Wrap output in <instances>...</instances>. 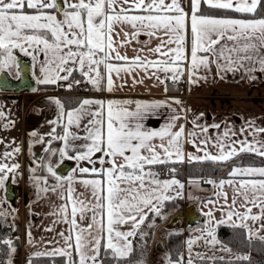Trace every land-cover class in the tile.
Returning a JSON list of instances; mask_svg holds the SVG:
<instances>
[{"label":"snow or ice","instance_id":"obj_1","mask_svg":"<svg viewBox=\"0 0 264 264\" xmlns=\"http://www.w3.org/2000/svg\"><path fill=\"white\" fill-rule=\"evenodd\" d=\"M204 6L217 12H205ZM262 8L264 0H189L187 10L181 0H67L66 7L58 0H0V69L16 63L13 49H19L33 60L43 54L44 59L39 62L40 84L68 82L69 90L82 83L74 78L76 71L96 90L107 92L115 90L113 74L123 79L124 75L137 69L161 83L158 73H163L165 80L174 82L187 75L189 82L195 83L206 78L198 76L199 71H210L213 64L218 74L244 69L254 79L252 73L257 66L264 73V12L258 13ZM117 27L120 32L116 31ZM141 35L149 37L143 42L145 45L152 39L159 40L155 48L147 49L156 59L139 54L143 48L131 58L121 55L119 48L138 41ZM115 36H122V39L117 42ZM133 82L143 81L134 77ZM50 100L56 104L58 116L48 123L66 122L63 134L53 135V128L49 134L51 139L47 141L51 144L52 139L60 140L63 146L46 149V152L52 155L58 152L61 158L75 159L78 164L83 161L89 167L78 166L73 172H78L79 176L65 178L58 176L49 163L47 171L58 182L52 188H48L47 178H35L39 191H56L67 184L61 193L65 202L54 214L60 217L57 223L69 226L67 235L64 231L57 233L62 246L37 251L34 253L37 257L59 256L66 258L65 264H106V258H110L121 264L133 251L129 237L137 234L148 214L161 217L165 202L182 196L184 184L175 178L177 169L169 168L171 179H160L159 172L154 171L155 166L183 163L185 157L188 161L217 163L230 162L242 153L264 158V139L257 138L264 133V127L253 129L251 123L248 129H241V132L251 130V140L230 141L231 130H226L221 137L215 138L212 147L217 151L212 153L208 151L211 138L204 135L197 143L195 131L185 136L184 125L177 126L176 123L181 118L178 114H173L159 130L144 126L141 121L147 112L162 107L165 101L151 104L135 101V109L130 110L128 105L133 103L130 100L85 98L72 109H65L59 98ZM175 103L182 102L176 100ZM3 116L0 111V117ZM192 123L200 128L201 134L208 132L207 127L196 125L195 119ZM73 127L82 128L84 135L71 131ZM212 127L219 128L220 125ZM31 135L37 133L34 131ZM185 143L192 144L203 155L185 153ZM13 151L19 152V148ZM69 152L73 153L70 157ZM10 155L4 153L5 157ZM18 167L17 164L0 163V188L5 187L8 174ZM228 175L232 179L205 181L219 189L215 195L228 205V211L224 213L227 219L216 221V224L231 222L232 227L247 229L251 237L254 233L248 221H264V166L240 163L232 165ZM236 177L240 179L236 180ZM77 182L84 186L85 192L75 191L73 184ZM190 183L199 182L193 180ZM225 185L233 189L231 204H228V193L223 190ZM238 201L243 212L236 210ZM213 203V200L206 201V205ZM254 207L259 209L258 214L253 213ZM205 215L209 217L208 227L201 231H206L210 238L206 242L220 243L212 224V211ZM233 217L237 218L238 224ZM124 225H130V230H121ZM260 229H264V222ZM46 230L53 231L52 228ZM28 235L31 243V233ZM260 239L264 240V236ZM3 242L15 252L11 240ZM193 243L188 241L189 253ZM223 250L231 252L227 247ZM200 258L204 259L203 256ZM236 259L249 260V256H237ZM187 264H193L191 256Z\"/></svg>","mask_w":264,"mask_h":264},{"label":"crops","instance_id":"obj_2","mask_svg":"<svg viewBox=\"0 0 264 264\" xmlns=\"http://www.w3.org/2000/svg\"><path fill=\"white\" fill-rule=\"evenodd\" d=\"M63 2L64 3L61 6L66 7L67 0H63ZM181 3L187 10L189 0H181ZM227 15L236 14L227 13ZM125 30L129 29L126 28ZM116 31L120 32L121 29L117 27ZM114 39L119 42L122 39V36H115ZM147 40H149V37H147L146 35H141L138 41H133L132 43L124 47H120L119 51L121 55H127L129 58H131L138 54L139 49L143 48L144 51L139 54L148 56L149 59L154 60L156 59V56L148 53L147 49L149 47L155 48L156 45L159 43V40L152 39L148 45H145L143 42ZM13 55L14 57L16 55V63L14 64V66H12L10 70L9 67H5L0 69V71L7 69L11 73V75L18 77L20 74L19 58L21 57L23 59H29L31 61L32 73L36 80V84L35 87L31 89L18 90L0 87V91H4V94L8 93L9 96L15 95V98H17V101H15V103H17L19 106L14 108H11V106H9L6 110L7 115L11 118L10 122L12 128H14L17 124V118L18 120L19 117L21 120H23V117L25 118V115L23 114L24 110H26L25 104L31 101V99L28 97L31 94L40 95V99H42V94H44L45 96L43 98H48L47 101H49V98L52 97L59 98L60 100L62 99L61 102L64 104L65 109H72L78 107L79 102L85 98L103 99L105 101L109 99L130 100L133 101L132 104L128 105L130 110L135 109V101H142L148 104H151L153 101H165L166 103L162 107L147 112L146 118L141 121L144 126L150 130H159L169 121L173 114H178L181 118L176 121V123L177 126L181 124L184 125L185 136H187L188 132L195 131L197 133V143H199L200 139L204 138V135L211 138L209 141L208 151L212 153H216L217 151L214 147H212V145L215 143V138L221 137L224 131L231 130L229 133L230 141L241 140L244 138L251 140V130L241 132V129H248L249 123L252 124L253 129L264 127V73L259 71L258 66L252 73V76L255 77L253 79L244 69H241L237 72H220L218 74L216 66L215 64H213L211 65L210 71H205L201 69L197 74L198 76L206 77L204 79H198L197 82L190 83L188 76L184 75L182 77L184 80L183 83L175 81L174 85L181 86V90H174V88L170 86L171 84L169 82V79H164L163 73H158L161 80L163 81L161 83L157 81L154 76L150 77L148 74L137 69L131 74L124 75L123 79L118 78L115 76V74H113V80L116 87L115 90L112 92L98 91L90 83L87 82L86 78H84L81 84L75 85V89H71L72 91L68 90L65 92H57L51 91L50 88L46 92L39 93L37 89L40 84L38 82V78L41 76V73L39 71V62L44 59L43 54L38 55L37 59L33 60L32 56L25 54V52H22L19 49H13ZM134 77L136 80H142L143 82L134 83ZM74 78L76 79L77 76H74ZM77 80H79V78H77ZM80 85L83 86V90L79 88ZM66 92L72 95H75L76 93H80L81 95L77 97L74 96V104H70L67 106L64 103L62 96V94ZM13 99L14 98H12V100ZM176 100H179L182 103L177 104L175 103ZM9 103L13 104L14 102L9 101ZM29 107L30 106L28 105L27 110L29 109ZM46 110L47 115L44 112L40 113L39 116L42 115V119L38 117L37 121L38 123L40 120H44L42 124H45V126H43V129L41 130L42 132L44 131L42 133L43 140L38 142V144L40 145V150L37 154V159H34L35 162H33L32 164H28L26 162L25 165V163H23L22 170H19L20 167H18L14 172L9 173L11 175V179H13L16 184H18L19 182L18 177L24 174L28 185H30L29 187H31V189H34V191L32 190L34 194L28 202V213L26 214V217L23 218L21 222H19V224L21 225V227L19 225V234L21 237L20 247H13L15 248L13 256L15 258L20 259V261H22V258L24 256L26 257L28 255H34V253L37 251L43 252L53 247L62 246L61 237L58 236L57 233L64 231L67 235V229L69 227L66 223H57L56 221H58L60 217L58 214H54L58 213L59 206L65 202L63 199H61V193L64 192V190L67 188V184H64L63 188L58 187L56 191H39L37 187V182L35 180L36 177H45L47 178L48 188L56 186L58 182L55 177H53L47 171V166L49 163H51L52 167L56 171V166L60 161H62L63 159H69L68 157L61 158L58 152L55 155L45 156V149L48 148L47 141L51 139V136L49 134L52 133L53 128H55V133H53V135L63 134V127L64 123L66 122L62 120L57 124L48 123L49 121L56 120L58 116V108L55 103L51 102V100L50 103L47 105ZM27 117L26 121L29 120V118L27 119ZM194 119L196 120V125H202L208 128V132L206 134H201L200 128L193 125L192 121ZM84 122L86 123V120ZM212 125H220V127L213 128ZM71 131H79L80 135H84L82 128L80 130H77L73 127ZM233 132L236 133L235 136L232 135ZM8 133L11 134L10 138L14 137V144H19V142L22 143V132L8 131ZM257 138L264 139V133H261ZM55 141V149H59L63 146L62 141ZM11 142L13 144V141ZM77 143H80V141H77ZM156 143L158 144L159 140H157ZM12 146L13 145L8 144L7 147L2 148L3 153H11L10 156L5 157V161L9 166L13 164L18 165L19 163L16 162L21 159V156H24L23 151L20 148L19 152H13L10 148ZM201 147L204 146L201 145ZM184 151L185 153L192 152L194 155H203L202 152H197L196 148L190 143H185ZM32 154L34 157V153ZM72 155L73 153H68L69 157ZM71 160H73L71 168L68 169V171L65 173H58L56 171L58 176H63L65 178H67L69 175L79 176L78 172H73L74 169H76L78 166L89 167L86 162L81 161L78 164L75 159ZM186 161H188L187 157H185V162ZM240 163L255 167L264 166V162L236 161L229 165L228 171L230 170V167L232 165H238ZM98 166L99 165H97V167ZM159 178L171 179L172 176L168 173L164 175H159ZM175 178L180 180V182L184 184L182 196L178 198L179 203L174 205L172 209L169 210H164V208H162V216L160 218L154 217V214L149 213L144 223L141 224L140 228L137 230V234L134 237H129V240H131L133 247L135 243H139L142 245V262L146 264V262L150 260V258L152 262L151 264H161L163 262H169L167 257L168 249L166 243V236L170 230L176 228L181 229L184 233V250L181 258L173 259L171 262H177L179 260L183 261L184 258L189 259L190 256L191 258H194L195 256H198L197 254H200V256L209 255L205 254V250H212L213 253H210L212 256L225 255L226 253L235 254L237 251L241 253L243 250L240 251L236 247L224 241V239H222L218 234V225L216 224V221H220L221 219L226 220L227 217L226 215H224V213L228 211V205L225 204L224 199L218 198L215 195V193L219 191V189L211 184L206 183L205 181H207L208 179H205L202 176L186 175L182 177L175 174ZM220 179L228 180L232 179V177H230L227 172L216 176L214 180L218 182ZM235 179L239 180L240 178L236 177ZM193 180L198 181L199 183H190V181ZM40 187L43 188L44 184L41 183ZM73 187L75 188V191L77 193H82L86 191L84 186H82L78 182L74 183ZM223 190L228 193V204H231V200L233 197L232 186L225 185ZM171 194L175 195V192H172ZM19 197L20 192L17 197V203L19 201ZM208 200H213L215 201V203L206 205V201ZM191 202H194L196 207L200 210L201 218L193 223L189 222L182 224L185 221V216L181 215V213L179 212L176 214V212L178 209ZM249 206L251 207V205ZM209 210H211L213 213L214 219L212 221V224L215 226L216 238L218 241H220V243H217L215 245L207 243L206 240L210 238L207 237L206 231H201L202 229H207L208 227L209 217L205 215V213H207ZM236 210H239L241 212L244 211L239 201L236 205ZM5 211L6 210L1 212L4 213ZM9 211L10 210L6 212L8 213ZM258 212L259 209L254 207L253 213L258 214ZM8 214H10V212ZM16 215L20 214H18L17 212ZM232 219L236 223H239L236 217H233ZM167 221L176 222L175 224L178 227H174V224H165ZM262 222L264 221H248L249 225L253 229V233L255 236H264V229H260V224ZM130 227V225H124L121 226V230L128 231L130 230ZM49 228H52L53 231L46 230ZM257 229L260 230L257 232ZM29 232L31 233V243H29ZM141 233H143V235H141ZM189 240L194 241V243L192 244L191 253H189L188 249ZM50 241L52 243H49ZM225 247L230 248L231 252L224 251L223 248Z\"/></svg>","mask_w":264,"mask_h":264},{"label":"trees","instance_id":"obj_3","mask_svg":"<svg viewBox=\"0 0 264 264\" xmlns=\"http://www.w3.org/2000/svg\"><path fill=\"white\" fill-rule=\"evenodd\" d=\"M204 11L208 12H217V10L208 9L206 6L203 7ZM259 12H264V8L258 9ZM73 76H77L82 81L84 77H82L81 73L79 71H76ZM170 86L174 88V90H181V86L174 85V81L169 79ZM40 88H51V89H60L59 82L57 85H42L39 84ZM81 90H83V86L80 85L79 87ZM72 89H75L74 87ZM80 93H76L75 95H72L70 93H63L62 96H71L73 99L74 96H80ZM66 105H70V103L67 102ZM74 99L71 104H74ZM264 162V158L259 157L255 154H249V153H242L238 158H235L234 160L227 162V163H217L212 161H184L183 163L178 164H167L164 165L166 169L169 170V168L175 167L177 169V172L175 174L179 176H202L204 177H214L224 174L228 172L229 165H231L233 162ZM169 172V171H168ZM179 203V199L176 198L175 200L165 202L164 210L172 209L174 205ZM160 218V217H159ZM20 225V224H19ZM218 234L228 243L232 244L233 246H236L239 250H249L247 256H249V260H237L236 257H229V256H208L204 255V259H201L200 256L194 257V263L193 264H264V240L258 239V242L254 243V241L251 243L250 239L246 238L245 236H242L241 227H232L229 223L219 224L217 226ZM19 232V226L18 223L15 221H3L0 219V261L6 259L9 260V257L12 255L13 252L10 251L9 245L5 244L3 241H5V237L11 233H18ZM244 232V231H243ZM241 236V237H240ZM13 248L16 246L17 248L20 247V240L19 237L15 236L11 239ZM242 242V244L240 243ZM166 243H167V249H168V257L170 259H176L180 258L182 256L183 250H184V233L181 229H172L168 232L166 236ZM253 244V245H252ZM250 245V246H249ZM103 255V250H102ZM143 255V248L142 245L139 243H135L133 247L132 253L129 255V257L125 258L121 264H140L141 258ZM209 257L213 259H209ZM220 257H223L221 260ZM29 260H31V264H65L66 258L63 257H49V256H35V255H28L24 258V264H29ZM106 264H116V261L111 260L110 258H106ZM187 264V262H185Z\"/></svg>","mask_w":264,"mask_h":264},{"label":"rangeland","instance_id":"obj_4","mask_svg":"<svg viewBox=\"0 0 264 264\" xmlns=\"http://www.w3.org/2000/svg\"><path fill=\"white\" fill-rule=\"evenodd\" d=\"M15 60H16V55H15ZM12 66H14V65H12ZM11 67H9V70L11 69ZM77 78H79V77H77ZM79 80H80V78H79ZM66 83H68V82H66ZM37 89H38L39 93H42V92L48 91L50 88H40L38 86ZM63 89L69 90L66 87V84L63 86ZM50 90L51 91H57V92L63 91L62 89H54V88L50 89ZM70 91H72V90L70 89ZM39 96L40 95H38V94H31V95L28 96L31 99V101H29L27 104H25L26 105V110H24V113H23L25 115V118L23 117V120H21L20 117H19V120L17 118V124L15 125L14 128H12L11 122H10L11 118L7 115L6 110H7V108L9 106H11V108L19 106L17 103H15V101H17V98H15V95L14 96H9L8 93L4 94V91H2V92L0 91V111H2V112L4 111L3 112L4 116L0 117V163H6L5 156H4L2 148L7 147L8 144L13 145L12 147H10L12 149V151L14 149H16L17 147L20 148L23 151L24 156H21V159L16 162V163H19L18 164L19 167H20L19 170L23 169L22 168L23 167L22 166L23 163H25V165H26V162L28 164H30V163L32 164L33 162H35L34 159H37L36 157H37V154L39 153V150H40V145L38 144V142L41 141L40 138L42 137V133L44 132V131L42 132L41 130L43 129V126H45L44 123L42 124V122H44V120H42V121L40 120L38 123H37V121H38V117H40L42 119V115L39 116L40 113L44 112L47 115V110L46 109H47V105L50 103V100L47 101L48 98H43L45 96L44 94H42V99H40L41 96L40 97ZM12 98H14V99L12 100ZM63 100H64L65 104H66V100H68L67 102L70 103V104L73 102V99L71 98V96L70 97L69 96H67V97L63 96ZM9 101H13L14 103L10 104ZM28 105L30 107L27 110ZM13 110H15V109H13ZM30 110H32V111H30ZM26 117H27V119L29 118L28 121H26ZM6 124L9 125V126L5 127ZM8 131L9 132L10 131L11 132L12 131H20V132H22L21 133L22 134V139H23L22 143L19 142V144H14V137L10 138L11 134H9ZM34 131L37 133L36 136H32L31 135V133L34 132ZM10 140L13 141V144H12V142ZM55 142L56 141L52 139L51 144L48 143V148H46V149H49V148L55 149L54 148L55 147V144H54ZM46 149H45V156H49V155L51 156L52 154L49 153V152H46ZM28 151H29V153H28ZM32 153H34V157L35 158L33 157ZM168 173H159V175H164V174H168ZM204 178L205 179H212L213 178V180L215 179L214 177H210V178L209 177H204ZM18 179H19V182H18L17 185H18V188H19L20 197H19V201H18V205L17 206H14L13 204H11L10 201L8 200V198L6 197L5 190H6V182L7 181L5 182V187L4 188H0V219L3 220V221H9V222L10 221H15V222L18 223V226H19V222H21V220H23V218H25L26 214L28 213V209H29V207H28L29 203L28 202H29V199L34 194L33 193L34 189H31V187H29L30 185H28V182L25 179L24 174H22L20 177H18ZM4 210H6V211L10 210L9 211L10 214H8L9 212L7 213L6 211L4 213H2L1 211H4ZM17 212L20 215H16ZM167 222H169V221H167ZM167 222L165 224H167ZM22 224H23V222H22ZM229 224H231V223H229ZM175 225L176 224H174V227H178L177 225L176 226ZM20 227H21V225H20ZM176 230H178V228H176ZM240 231H241L242 236H245L246 238L250 239V242H248V243H250V245H251V243L253 241H254V243L258 242V239L260 238L258 236H255L254 234L251 237H249L248 230L245 229V228H242V230H240ZM240 243L242 244V242H240ZM234 247H236V246H234ZM240 251H242V250H240ZM204 252H205V254H209L208 256H212L210 253H213L212 250H205ZM248 252H249V250L242 251L241 253L239 251H237L235 254L226 253L225 255H221V256H229V257L244 256V255H247ZM213 256H216V255H213ZM12 257H14L13 253L9 257V260L12 261V264H24L23 261H24V257L25 256L23 258L21 257L22 261H20V259H18V258H15V257L12 258ZM176 259H179V258H176ZM9 260L4 259V260L0 261V264H8ZM172 260L173 259H170L168 257V261L169 262H167V263L163 262L161 264H185V262L188 261L187 258H184L183 261L179 260L177 262L176 261L171 262ZM192 260H193V263H194V258H192ZM141 261H143V260H141ZM148 263L149 264L152 263L151 262V258H150V260H148L146 262V264H148ZM143 264H145V263L143 262Z\"/></svg>","mask_w":264,"mask_h":264},{"label":"water","instance_id":"obj_5","mask_svg":"<svg viewBox=\"0 0 264 264\" xmlns=\"http://www.w3.org/2000/svg\"><path fill=\"white\" fill-rule=\"evenodd\" d=\"M60 5H63V0H58ZM20 63V74L18 77L11 75V73L7 70L0 71V87L1 88H12V89H31L35 86L36 80L32 73L31 61L29 59L19 58ZM73 160L71 159H63L58 163L56 166V171L58 173H65L68 169L71 168ZM8 196L14 201V197L16 195V185L11 180V175L9 174V178L6 182V191ZM181 213V215L185 216V223H193L196 222L198 219L201 218V212L196 207L194 202L188 203L187 205L181 207L177 210V213ZM174 214V215H176ZM173 215V216H174ZM171 220V219H170ZM167 224L172 225L175 222L169 221ZM181 224V225H182Z\"/></svg>","mask_w":264,"mask_h":264},{"label":"bare ground","instance_id":"obj_6","mask_svg":"<svg viewBox=\"0 0 264 264\" xmlns=\"http://www.w3.org/2000/svg\"><path fill=\"white\" fill-rule=\"evenodd\" d=\"M165 167V166H164ZM166 168V167H165ZM213 179V178H212ZM12 181H13V179H11ZM14 182V181H13ZM15 183V182H14ZM15 185H16V195H15V197H14V201H12V199L8 196V194H7V192H5V194H6V197L8 198V200L10 201V203L11 204H13L14 206H17L18 205V203H17V197H18V195H19V188H18V186H17V184L15 183ZM6 191V190H5ZM5 240H11V237H10V235L9 236H7V237H5Z\"/></svg>","mask_w":264,"mask_h":264},{"label":"built area","instance_id":"obj_7","mask_svg":"<svg viewBox=\"0 0 264 264\" xmlns=\"http://www.w3.org/2000/svg\"><path fill=\"white\" fill-rule=\"evenodd\" d=\"M178 82H184L183 78L181 77L179 80H177ZM154 171H157L159 173H168V169H166L164 166H155L154 167ZM22 234V233H21ZM14 236V234H10V237L12 238Z\"/></svg>","mask_w":264,"mask_h":264}]
</instances>
